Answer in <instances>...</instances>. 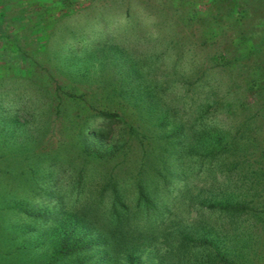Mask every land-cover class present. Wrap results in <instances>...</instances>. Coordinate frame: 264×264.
Masks as SVG:
<instances>
[{"label": "trees", "instance_id": "16d2710c", "mask_svg": "<svg viewBox=\"0 0 264 264\" xmlns=\"http://www.w3.org/2000/svg\"><path fill=\"white\" fill-rule=\"evenodd\" d=\"M258 2L257 9L230 10L239 20L250 21L258 13L264 18L259 9L264 0ZM241 30L246 39L244 34L257 29ZM223 38L224 47L215 40L210 68L203 64L199 75L186 81L187 94L177 111L160 107L162 94L148 87L152 81H141L142 88L118 92V105L91 107L88 116L78 115L73 130L79 146L72 145L66 168L73 195L69 208L64 209L61 197L53 201L54 210L42 207L52 201L53 186L67 173L57 175L48 163L51 155L17 150L1 156L0 192L15 198L0 207L13 214V221L0 218V238L14 245L8 226L21 219L39 226V238L31 237L21 247L23 264H35L33 257L36 264H264V54L259 63H236L238 46ZM229 66L235 74L226 93H212L214 76L229 74ZM53 82V99L84 108V93ZM54 105L60 112L59 101ZM195 108L199 111L192 117ZM8 110L0 113L3 120ZM222 112L236 116L229 130L217 124ZM135 146L139 153L133 157ZM190 178L206 189L190 193ZM19 191L21 199L15 195ZM38 194L48 201L30 209ZM24 234L17 231L14 238Z\"/></svg>", "mask_w": 264, "mask_h": 264}, {"label": "rangeland", "instance_id": "374dc122", "mask_svg": "<svg viewBox=\"0 0 264 264\" xmlns=\"http://www.w3.org/2000/svg\"><path fill=\"white\" fill-rule=\"evenodd\" d=\"M258 5V0H0V113L10 109L4 120L0 117V158L21 150L48 154L53 157L48 163L55 165L57 175L62 174L69 169L72 145L79 146L73 130L78 115L88 116L91 107L118 105V92L137 85L142 88L141 81H152L148 87L162 94L160 107L177 111L187 94L186 81L198 76L203 64L210 66L215 40L224 47L220 39L225 35L232 40L231 46H238L236 63L258 62L259 54H264V18L260 19L258 13L250 21L239 20L230 10L233 6L252 10ZM259 9L263 14L264 8ZM241 26L256 28V33H246L249 37L243 39ZM249 47L254 49L251 53L247 52ZM227 57L234 54L229 52ZM230 68V75L219 72L214 76L216 89L212 93H226L228 80L235 74ZM80 72L85 78L74 81L72 76ZM53 79L65 89L84 93V108L65 99H53ZM93 88L98 91L93 92ZM56 101L60 112L52 108ZM198 111L195 108L191 116ZM217 116L222 129L229 130L236 123L235 115L222 112ZM116 136L120 137L119 131ZM134 149L133 157L139 153L136 146ZM70 174L60 175L53 186L52 201L42 206L47 212L54 210L53 201L59 197L65 202L64 209L69 208L68 200L73 196ZM217 177L221 179L222 175ZM188 184L192 194L199 188L206 189L195 179L190 178ZM20 194L15 193L18 199ZM13 197V193L0 192V207ZM40 201L48 200L42 194L34 195L29 208H38ZM194 214L191 212V216ZM12 215L0 212L1 220L13 221ZM8 227L7 234L15 243L7 246L1 236L0 264H23L21 247L33 237L39 238V226L21 219ZM17 231L28 235L15 239ZM251 254L244 252L246 257ZM32 260L38 262L36 257Z\"/></svg>", "mask_w": 264, "mask_h": 264}]
</instances>
